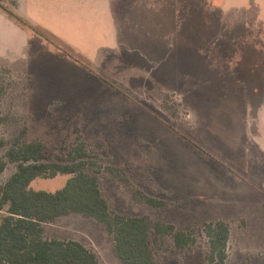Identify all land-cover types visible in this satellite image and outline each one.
Masks as SVG:
<instances>
[{
  "label": "rangeland",
  "instance_id": "1",
  "mask_svg": "<svg viewBox=\"0 0 264 264\" xmlns=\"http://www.w3.org/2000/svg\"><path fill=\"white\" fill-rule=\"evenodd\" d=\"M0 112V194L17 136L49 162L82 137L113 213L195 234L179 247L153 229L155 264H218L210 221L230 227L225 264H264V0H0ZM44 235L128 264L94 217L61 215Z\"/></svg>",
  "mask_w": 264,
  "mask_h": 264
},
{
  "label": "trees",
  "instance_id": "2",
  "mask_svg": "<svg viewBox=\"0 0 264 264\" xmlns=\"http://www.w3.org/2000/svg\"><path fill=\"white\" fill-rule=\"evenodd\" d=\"M5 120L0 112V123ZM70 161H46L45 145L40 140L17 136L7 151L17 170L5 181L0 194V264H99L97 254L79 240L45 237V223L61 215L81 213L107 225L113 233L117 254L128 264H155L151 232H173L179 247L191 245V231L177 230L173 224L151 222L145 216L113 213L97 175L87 171L94 163L91 151L80 137L70 148ZM7 165L0 159V172ZM111 169H114L111 167ZM69 174L63 187L50 191L31 187L39 177ZM153 206H163L160 198L137 192ZM5 209L6 214L1 215ZM209 240V259L225 264L230 227L224 221L205 223Z\"/></svg>",
  "mask_w": 264,
  "mask_h": 264
}]
</instances>
